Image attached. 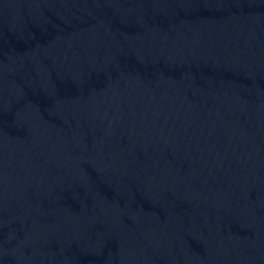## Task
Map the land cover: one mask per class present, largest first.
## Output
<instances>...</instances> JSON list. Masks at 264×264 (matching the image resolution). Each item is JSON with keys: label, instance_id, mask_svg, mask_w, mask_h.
<instances>
[{"label": "water", "instance_id": "1", "mask_svg": "<svg viewBox=\"0 0 264 264\" xmlns=\"http://www.w3.org/2000/svg\"><path fill=\"white\" fill-rule=\"evenodd\" d=\"M0 264H264V0H0Z\"/></svg>", "mask_w": 264, "mask_h": 264}]
</instances>
